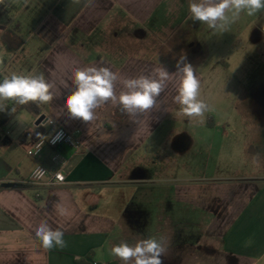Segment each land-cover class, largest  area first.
<instances>
[{
	"label": "crops",
	"instance_id": "obj_1",
	"mask_svg": "<svg viewBox=\"0 0 264 264\" xmlns=\"http://www.w3.org/2000/svg\"><path fill=\"white\" fill-rule=\"evenodd\" d=\"M258 23L256 34L264 37V11L255 15L250 31ZM199 28L208 26L192 21L189 0H92L90 4L28 0L27 5L24 0H4L0 4V80L14 73H43L53 85L51 102L14 105L7 101V113L0 112V180L25 185L0 189V264H122L111 254L112 246L135 243L124 236L126 226L119 217L123 213L116 214L110 205L100 207L98 189L133 177L136 163L132 159L126 163L132 153L144 152L149 162L163 151L176 157L179 147L173 136L184 126L216 124L215 116L206 112L203 117L184 116L173 99L179 87L175 64L181 55L195 69L200 96L221 83L220 66L212 74L205 73L204 57L195 56L191 40ZM88 66L109 67L121 79L155 75L163 66L170 77L150 111L129 116L108 102L95 110V120L85 124L68 118L64 102L72 74ZM123 90L117 82V95ZM41 116L69 133L79 132L83 151L75 154L65 146L46 147L39 157H29L35 142L54 131L44 123L37 125ZM57 152L69 161L66 183L52 188L26 185L37 166L56 171L52 158ZM174 192L177 202H188L200 213L198 224L206 218L202 228L217 227L218 240L204 237L205 243H197L196 251L189 249L184 256L179 255L180 249L189 245L172 241L165 255L170 264H264V181L210 186L207 191L190 186ZM56 203L67 214L61 215ZM41 220L64 231L68 242L64 250L42 249L34 232Z\"/></svg>",
	"mask_w": 264,
	"mask_h": 264
},
{
	"label": "rangeland",
	"instance_id": "obj_2",
	"mask_svg": "<svg viewBox=\"0 0 264 264\" xmlns=\"http://www.w3.org/2000/svg\"><path fill=\"white\" fill-rule=\"evenodd\" d=\"M242 14L243 19L226 28H199L191 40L195 56L204 57L205 73L212 74L217 65L221 68L220 85L199 96L216 124L184 126L173 136L179 147L176 157L163 151L149 162L144 152L132 153L126 163L131 159L136 163L133 177L98 189L100 207L110 205L116 214L123 213L119 217L130 243L154 237L163 240L166 254L172 241L189 245L180 249V256L189 249L195 252L197 243L207 241L204 237L218 240L217 227L202 228L206 218L198 224L200 213L188 202H177L174 190L193 186L207 191L210 186L264 181V37L256 34L259 23L250 31L255 15ZM162 258L170 264L166 256Z\"/></svg>",
	"mask_w": 264,
	"mask_h": 264
},
{
	"label": "clouds",
	"instance_id": "obj_3",
	"mask_svg": "<svg viewBox=\"0 0 264 264\" xmlns=\"http://www.w3.org/2000/svg\"><path fill=\"white\" fill-rule=\"evenodd\" d=\"M92 0H87L91 3ZM4 4V0H0ZM28 4V0H24ZM264 11V0H189V13L192 21L204 23L210 29L226 28L239 19L242 12L253 16ZM0 63L3 60L0 59ZM176 74L179 76L177 94L174 102L180 106V112L188 118L203 117L209 106L200 96V81L195 74L192 64L186 61V56L181 55L175 64ZM170 73L161 66L155 75H141L136 78L121 79L119 73L113 72L106 66H88L77 68L71 77V86L68 88L64 107L68 118L80 120L87 124L96 119L95 110L111 102L118 106L125 114L136 116L148 112L157 106L158 98L167 87ZM117 82H121L125 90L119 95L116 93ZM53 85L40 74H12L0 80V112L8 110L7 101L14 105H26L30 102L47 104L53 100L50 89ZM15 107L10 111L15 112ZM54 120H48L51 125ZM63 133L58 132L53 142L60 139ZM37 136L41 134L37 133ZM67 161L62 165L65 166ZM44 170L37 168L34 176L44 175ZM54 207L61 215L67 210L59 203ZM35 237L40 242L43 250L48 251L53 247L64 250L68 242L64 239V231L60 228L53 229L47 220H41L34 229ZM166 247L162 239L154 237L141 239L134 245L125 241L112 246L111 254L118 258L122 264H163L161 259L166 254Z\"/></svg>",
	"mask_w": 264,
	"mask_h": 264
},
{
	"label": "built area",
	"instance_id": "obj_4",
	"mask_svg": "<svg viewBox=\"0 0 264 264\" xmlns=\"http://www.w3.org/2000/svg\"><path fill=\"white\" fill-rule=\"evenodd\" d=\"M51 120L46 118L43 120L42 123L45 125L54 128V131L48 138H42L35 142L33 147L28 150L27 155L31 158L39 157L46 147L51 148L53 150H58L61 146H65L71 148L75 154H79L83 151L84 146L80 138L78 137L79 132L76 133H69L68 131L64 130L63 128L56 127V122L54 121L53 124L48 125L47 121ZM58 132H62L63 135L60 139L53 142V138L56 136ZM67 161V164L62 167L63 163ZM52 162L57 167L55 172H50L44 166H37L33 173L31 174L29 180L26 182L28 186H34L39 188H52L56 186H60L66 183V176L64 174V170L68 165V159L62 156L60 153H56L53 158ZM41 168L44 170V175L37 178L34 176L37 168ZM6 184H8L5 180H0V189L3 188ZM37 197H40V194H37Z\"/></svg>",
	"mask_w": 264,
	"mask_h": 264
},
{
	"label": "water",
	"instance_id": "obj_5",
	"mask_svg": "<svg viewBox=\"0 0 264 264\" xmlns=\"http://www.w3.org/2000/svg\"><path fill=\"white\" fill-rule=\"evenodd\" d=\"M45 119V116H41L38 121H37V125L41 124L43 122V120ZM20 185V184H19ZM18 185H15V184H6L4 187H8V188H13V187H16ZM163 264H166L163 262Z\"/></svg>",
	"mask_w": 264,
	"mask_h": 264
},
{
	"label": "flooded vegetation",
	"instance_id": "obj_6",
	"mask_svg": "<svg viewBox=\"0 0 264 264\" xmlns=\"http://www.w3.org/2000/svg\"><path fill=\"white\" fill-rule=\"evenodd\" d=\"M161 259H162V261H163L164 263L169 264V263L165 262V260H164L162 257H161Z\"/></svg>",
	"mask_w": 264,
	"mask_h": 264
},
{
	"label": "trees",
	"instance_id": "obj_7",
	"mask_svg": "<svg viewBox=\"0 0 264 264\" xmlns=\"http://www.w3.org/2000/svg\"><path fill=\"white\" fill-rule=\"evenodd\" d=\"M17 187H19V185ZM23 187H25V185H20V188H23Z\"/></svg>",
	"mask_w": 264,
	"mask_h": 264
}]
</instances>
